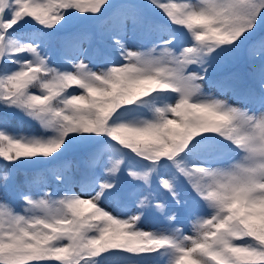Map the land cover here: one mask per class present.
<instances>
[{"label": "snow or ice", "instance_id": "6c2138e0", "mask_svg": "<svg viewBox=\"0 0 264 264\" xmlns=\"http://www.w3.org/2000/svg\"><path fill=\"white\" fill-rule=\"evenodd\" d=\"M0 264H264V0H0Z\"/></svg>", "mask_w": 264, "mask_h": 264}, {"label": "trees", "instance_id": "16d2710c", "mask_svg": "<svg viewBox=\"0 0 264 264\" xmlns=\"http://www.w3.org/2000/svg\"><path fill=\"white\" fill-rule=\"evenodd\" d=\"M18 124V121L16 119H13L10 123V128L12 129H15L16 126ZM24 130H32V129H29L27 126H25ZM78 159V157H76ZM28 178L30 180H33L34 181V184H33V190L35 188V183L39 182L41 180L40 177L38 176H34L33 175V169L31 168H23V169H20L18 172H17V175H16V182L17 184H23V182L25 181V178ZM19 202H17L16 204H18Z\"/></svg>", "mask_w": 264, "mask_h": 264}, {"label": "rangeland", "instance_id": "374dc122", "mask_svg": "<svg viewBox=\"0 0 264 264\" xmlns=\"http://www.w3.org/2000/svg\"><path fill=\"white\" fill-rule=\"evenodd\" d=\"M10 129H12V128H10ZM25 131V130H24ZM26 132V131H25ZM17 210H19V208L17 209Z\"/></svg>", "mask_w": 264, "mask_h": 264}]
</instances>
